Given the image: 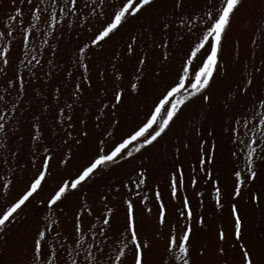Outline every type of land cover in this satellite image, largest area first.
<instances>
[{"label": "snow or ice", "instance_id": "6c2138e0", "mask_svg": "<svg viewBox=\"0 0 264 264\" xmlns=\"http://www.w3.org/2000/svg\"><path fill=\"white\" fill-rule=\"evenodd\" d=\"M0 4V264H264V0Z\"/></svg>", "mask_w": 264, "mask_h": 264}, {"label": "bare ground", "instance_id": "6f19581e", "mask_svg": "<svg viewBox=\"0 0 264 264\" xmlns=\"http://www.w3.org/2000/svg\"><path fill=\"white\" fill-rule=\"evenodd\" d=\"M6 10V9H5ZM9 10V9H8ZM7 12V11H6ZM5 12V13H6ZM4 13V12H3ZM5 18V17H4ZM237 35H240V41H239V43H240V53H241V55L242 56H245V55H247L248 57H249V66L251 67V59H250V57H251V53L252 52H256L257 53V57H259V54H260V51H261V49H260V47H255V45L257 44H255V45H253L252 43H251V40H250V38H249V35L245 32V33H237ZM252 38L253 39H255L256 40V42H258V39H259V37H258V33H253L252 34ZM68 51V50H67ZM63 57V56H62ZM107 58V53H105V56L103 57V58H101V57H93V68H95V66H96V64L97 63H99L100 65H101V67L103 66V61L105 60ZM63 60L62 61H65L66 62V60H64L65 59V57L64 58H62ZM61 60V59H60ZM68 60V59H67ZM61 61V62H62ZM60 62V61H59ZM60 62V63H61ZM63 63V62H62ZM256 63H257V65H259V63H260V61H259V58H257V60H256ZM61 71H63V69H61ZM59 82V75L57 74L56 75V80L54 81V83H58ZM45 90H43V92H44ZM69 91V90H68ZM70 92V91H69ZM68 92H66V94H67ZM66 94H64V96L66 95ZM63 96V95H62ZM62 96L60 97V103H62L61 102V98H62ZM68 96H65V98H67ZM64 98V97H63ZM69 102H70V100H69ZM63 104V103H62ZM54 105V104H53ZM52 105V106H53ZM53 107H55V106H53ZM47 115V120H46V126L47 125H50L51 123H52V120H51V115H50V113L49 114H46ZM24 133V132H23ZM230 147V145H228L226 142H222L221 143V153H222V156H223V158H224V160L225 161H227V158H228V148ZM189 159L190 160H194L195 159V147L193 148V152H192V154H191V156L189 157ZM164 167H170V165H166V166H163V167H161L160 169H159V172L157 173V175L154 177L155 179H157V180H159L160 181V183H161V185L163 184V179H162V177H163V174H164ZM218 175H220V180H221V183L224 185V184H226V183H229V182H227L229 179H228V175H227V168H225V170L223 171V173L221 174V173H217ZM207 187V185H201L200 186V190L201 191H203L204 190V188H206ZM144 191H148V189H144ZM194 190L193 189H189L188 190V194H189V199L190 200H192L193 199V197L191 196V193L193 192ZM148 195H149V206H151V202H152V200L154 199V197H153V195H152V193L150 192V191H148ZM202 199H204V203H205V206L208 208V212H209V215H210V212H211V208H210V200H209V198H202ZM224 199H227V193L225 192V195H224ZM164 200H165V203H167V195H165V197H164ZM193 207L195 208L196 207V205H195V203H193ZM155 211H156V209L153 207V212L155 213ZM225 216H226V213H225ZM257 221H259V217L257 216ZM161 246H163V245H161Z\"/></svg>", "mask_w": 264, "mask_h": 264}, {"label": "rangeland", "instance_id": "374dc122", "mask_svg": "<svg viewBox=\"0 0 264 264\" xmlns=\"http://www.w3.org/2000/svg\"><path fill=\"white\" fill-rule=\"evenodd\" d=\"M9 7H10V5L9 6H5L4 4H0V26H2V24H3V22H4V17H6V15L9 13ZM6 9V10H5ZM7 11V12H6ZM24 11H25V16H27V13H28V7L25 5L24 6ZM4 12V13H3ZM6 12V13H5ZM0 30H3L2 29V27H0ZM258 37H259V35H258ZM53 43H55V41H52ZM257 44L255 45V47H259V45L261 44V38L259 37V39H258V42H256ZM68 51H70V49H68ZM12 56H13V58H15V56H16V50L15 49H13V52H12ZM63 56V57H62ZM65 57V59L64 60H66V62H67V57L65 56V55H61L60 56V59H59V61L61 62L63 59L62 58H64ZM63 63H66L65 61H62ZM61 62V63H62ZM11 74V73H10ZM45 91L44 92H46L47 91V89H44ZM69 91L71 90L70 88L68 89ZM65 91V93L64 94H66V92H69V91ZM42 92H43V90H42ZM65 96H68V93L65 95ZM65 96L63 95L62 96V98H61V102L63 101V100H65V99H67V98H65ZM64 97V98H63ZM10 99H11V97H9ZM64 102V101H63ZM62 102V103H63ZM71 102V101H70ZM61 103V104H62ZM53 106H55V104L53 105ZM22 132H24V134H25V136H26V138H27V127L25 126V128L24 129H22ZM227 182H229V183H226V184H224V187H225V189L227 188V186L230 184V181L228 180ZM104 191L105 192H107L108 190L107 189H104ZM226 192V191H225ZM92 199L94 200L95 199V191L92 193ZM90 207H91V202H90ZM96 208L97 209H99L100 208V205L99 204H97L96 205ZM154 213V212H153ZM86 215V214H85ZM70 221H71V214H70V212H69V215L66 217V223L67 224H69V226H70ZM122 221H123V213L121 212L120 213V222H121V225H122ZM161 245H163V242L161 241V244H160V250H162V248H163V246H161Z\"/></svg>", "mask_w": 264, "mask_h": 264}]
</instances>
